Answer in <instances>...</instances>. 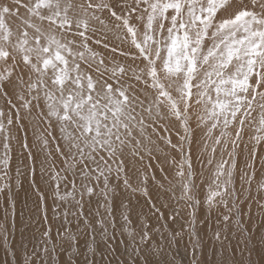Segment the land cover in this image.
Here are the masks:
<instances>
[{
    "label": "snow or ice",
    "instance_id": "obj_1",
    "mask_svg": "<svg viewBox=\"0 0 264 264\" xmlns=\"http://www.w3.org/2000/svg\"><path fill=\"white\" fill-rule=\"evenodd\" d=\"M0 264H264V0H0Z\"/></svg>",
    "mask_w": 264,
    "mask_h": 264
},
{
    "label": "bare ground",
    "instance_id": "obj_2",
    "mask_svg": "<svg viewBox=\"0 0 264 264\" xmlns=\"http://www.w3.org/2000/svg\"><path fill=\"white\" fill-rule=\"evenodd\" d=\"M3 251H2V249H0V261H2L3 260Z\"/></svg>",
    "mask_w": 264,
    "mask_h": 264
}]
</instances>
